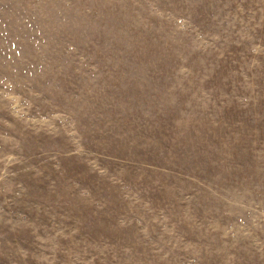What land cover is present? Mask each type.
Instances as JSON below:
<instances>
[{
	"label": "rangeland",
	"instance_id": "obj_1",
	"mask_svg": "<svg viewBox=\"0 0 264 264\" xmlns=\"http://www.w3.org/2000/svg\"><path fill=\"white\" fill-rule=\"evenodd\" d=\"M0 264H264V0H0Z\"/></svg>",
	"mask_w": 264,
	"mask_h": 264
}]
</instances>
